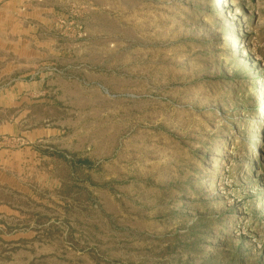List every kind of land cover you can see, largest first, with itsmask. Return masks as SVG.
Listing matches in <instances>:
<instances>
[{
    "label": "rangeland",
    "instance_id": "1",
    "mask_svg": "<svg viewBox=\"0 0 264 264\" xmlns=\"http://www.w3.org/2000/svg\"><path fill=\"white\" fill-rule=\"evenodd\" d=\"M20 3L0 12V264H264V0Z\"/></svg>",
    "mask_w": 264,
    "mask_h": 264
},
{
    "label": "crops",
    "instance_id": "2",
    "mask_svg": "<svg viewBox=\"0 0 264 264\" xmlns=\"http://www.w3.org/2000/svg\"><path fill=\"white\" fill-rule=\"evenodd\" d=\"M22 2L20 3V9L19 11L20 12H26L27 9H28V6L25 5V3H27L29 0H4L3 4L1 3L0 1V12H3V10L1 9V7H5L6 8H15V4L18 3V2ZM40 2H43V3H46L47 0H39ZM32 39L30 38V41H24V44H29V43H32ZM8 125L3 127V130H7V132L5 133V135H8V137H17V136H21L23 138H26L28 139L27 141H29L30 137H29V133L27 132H23L22 130V126H19L18 123H12L11 121L7 123ZM28 143H32L31 140L28 142ZM27 143V144H28ZM27 148H25L26 150ZM29 149H32V148H29ZM27 154L30 155V156H33L35 153H33L32 151H27ZM40 156V160L41 161H46V156H42V155H39ZM44 157V159H43ZM74 166L75 168L77 167H81L82 170L84 171L85 174H88V178L90 179L92 176H93V173L95 172V160H94V157L90 155H78L76 157V161H74ZM80 168V169H81ZM78 181V179H76ZM93 180V179H92ZM81 181V180H79ZM94 181V180H93Z\"/></svg>",
    "mask_w": 264,
    "mask_h": 264
},
{
    "label": "trees",
    "instance_id": "3",
    "mask_svg": "<svg viewBox=\"0 0 264 264\" xmlns=\"http://www.w3.org/2000/svg\"><path fill=\"white\" fill-rule=\"evenodd\" d=\"M253 161H255L254 162L255 164H257V162H258V160H253ZM261 164L262 163H259V165H257V166H261ZM252 172L254 173V172H256V170H253ZM262 205L264 206V201H262ZM249 218L252 221L259 220L260 222H262V221L264 222V215L263 216H259V215L255 214V213H252V216H249ZM229 237H230V234H229ZM231 237H232V235H231Z\"/></svg>",
    "mask_w": 264,
    "mask_h": 264
}]
</instances>
